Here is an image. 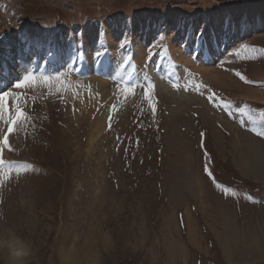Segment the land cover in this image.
<instances>
[{
	"label": "rangeland",
	"instance_id": "rangeland-1",
	"mask_svg": "<svg viewBox=\"0 0 264 264\" xmlns=\"http://www.w3.org/2000/svg\"><path fill=\"white\" fill-rule=\"evenodd\" d=\"M32 23L51 39L27 53L26 41L19 49L14 39ZM60 37L81 45L71 50L72 68L66 61L56 69ZM4 41L11 52L0 56V90L19 94L27 120L0 144V223L8 232L2 238L14 233L31 253L15 261L0 256V264H264V182L241 168L226 123L264 152V0H0ZM83 44L94 71L77 61ZM111 54L116 63L101 67ZM201 66L214 69L217 81L202 76ZM24 69L37 81L61 80L16 89ZM91 78L106 87L78 126L71 120L79 106L98 100L84 97L94 92ZM210 93L218 99L210 102ZM11 114L0 112V136ZM96 119L99 138L88 157V126ZM195 172L213 214H206L213 238L199 251L176 223L178 212L204 222Z\"/></svg>",
	"mask_w": 264,
	"mask_h": 264
},
{
	"label": "bare ground",
	"instance_id": "bare-ground-1",
	"mask_svg": "<svg viewBox=\"0 0 264 264\" xmlns=\"http://www.w3.org/2000/svg\"><path fill=\"white\" fill-rule=\"evenodd\" d=\"M233 17H236V13L233 12ZM216 19V18H215ZM214 20V19H213ZM217 23V22H216ZM222 25V17L221 19L218 21V23L216 24L215 27H220ZM233 26V24H231ZM215 27H211V30L213 31V34L215 35ZM38 32V36L37 38H34V35L35 33ZM92 30L89 31V35L92 34ZM25 36L22 37L21 34L16 37V39H14V41H16L14 45H17V47L20 49L21 48V45H22V42H25L26 41V45H25V50H27L26 52L27 53H33V49L36 48V50L38 51V49H40L43 45H44V42L46 40H49L51 39L50 37V34L48 37H45V30L43 28H40V27H37L35 23H32L31 25H26V28H25ZM114 34V33H113ZM23 35V34H22ZM87 35V34H86ZM93 37V36H92ZM216 38V37H215ZM108 40L110 42H113V38L111 36V30L109 31L108 33ZM86 41H87V38H86ZM206 41V40H205ZM208 41V40H207ZM206 41V42H207ZM47 42V41H46ZM49 42V41H48ZM92 42V41H91ZM57 51H56V56L59 58V64L56 65V69L60 68V66H64L66 61H69L71 62L69 64L70 68H72V62L74 59H73V52L71 50H73L72 48L74 47L75 50H77V48L79 46H81L80 44L76 43V42H70V41H65L64 37H60L58 40H57ZM115 43V41H114ZM192 43V42H191ZM74 44V45H73ZM11 43L9 41H4L2 42V44L0 45V56H3V58H9V55H10V46ZM47 45V44H46ZM84 45V44H83ZM90 45V44H89ZM93 45V43H92ZM108 45V44H107ZM175 45V44H174ZM173 45V46H174ZM222 45V44H221ZM70 46V48H69ZM178 46V45H177ZM190 46V45H189ZM222 47V46H221ZM43 48V47H42ZM66 48H69L70 49V54L67 55L66 53ZM83 54H84V58H81L79 55L77 56V61L79 59H82V61L85 63L84 65V68L83 70L85 71H94V62H92V59H90L92 53L91 51L89 50L88 48V44H85L83 47ZM79 49V48H78ZM195 49V48H193ZM204 49V48H203ZM222 49V48H220ZM93 50V49H92ZM181 50V49H180ZM179 50V51H180ZM55 51V50H54ZM61 51H63V53H61ZM74 51V50H73ZM175 51V50H173ZM216 53H221L222 51H220L218 48L215 49ZM22 52V51H21ZM20 53V52H19ZM12 54V53H11ZM19 55V54H18ZM22 55V54H21ZM182 55V52L180 51L179 52V56ZM218 55V54H216ZM201 56V55H200ZM13 57V56H12ZM19 58V56H18ZM20 58H23V57H20ZM53 58V57H52ZM103 64L101 67H107L108 69V66L105 64L107 63V61H109L111 64L113 63V61L116 63V60L118 59L117 56H114V54H111V56L109 55H105L103 57ZM185 57H183L184 59ZM3 60V59H2ZM56 60V61H57ZM113 60V61H111ZM75 61V62H77ZM80 61V62H82ZM187 61V60H186ZM18 62H21V61H18ZM68 62V63H69ZM23 64V63H22ZM67 64V63H66ZM24 65V64H23ZM22 65V66H23ZM29 65V64H28ZM203 65V64H202ZM19 66V64H18ZM20 66V67H22ZM200 66V65H199ZM24 68V67H23ZM74 68V67H73ZM77 69V68H76ZM74 69V72H77L78 69L76 70ZM22 70V69H21ZM197 70V69H196ZM200 72H201V75L208 78V80H213V81H217L216 78V74L214 73V69L212 68H208V67H200L199 68ZM53 71L55 72V68H53ZM198 71V70H197ZM23 76L27 73H32L31 69H24L23 71ZM21 72V73H22ZM53 72V73H54ZM84 72V71H83ZM217 73V72H216ZM33 74V73H32ZM42 74H51L52 73L48 70H44L42 71ZM78 74V73H77ZM81 74V73H80ZM221 74V72H220ZM35 76V75H34ZM35 77H38V76H35ZM45 77V76H44ZM47 77V76H46ZM87 81V80H86ZM90 85V88L89 90H92L94 89V92L92 91H87V93L89 94H85L84 97H87L88 96V101H90V97H97L98 100H92L91 102L87 103L86 106H83L81 107L82 105L79 106L80 108V113L79 114H75V118L73 119L72 118V122L74 123H77L78 126H81V123L80 122H83L85 121L86 122V119L87 117L89 116V112L91 110L89 109H94L96 105H98L99 101H101L102 99V96L101 94L98 92L100 89H103V87L105 88L106 87V81L102 80V79H98V78H91L89 79V82H88ZM88 85V84H87ZM86 85V86H87ZM250 90V89H249ZM128 91V89H127ZM253 92V91H252ZM256 92V91H255ZM258 93V92H257ZM256 93V94H257ZM103 94V93H102ZM128 94V93H127ZM108 95V93L106 92L105 96ZM128 96V95H127ZM108 97V100H109V96ZM258 97H261L263 98L262 100H264V95L262 93H258ZM107 100V99H106ZM105 100V101H106ZM103 101V100H102ZM106 103V102H105ZM81 104V103H80ZM100 104V103H99ZM206 111V110H205ZM99 116V115H98ZM100 119H96V121H93V122H90L89 123V126H88V143H89V146L87 147L86 149V153L88 154V157L89 155H92L93 152H94V148L96 146V143L98 141V134H99V125H100ZM227 123V126L231 129L232 133H233V143H234V146H235V149L236 151L239 153L240 155V161L239 163H241V168H248L250 167L252 172L254 173L255 177L264 182V152H263V149L261 148L260 144H258L254 139H252L248 134L244 133V132H241L239 129H237V127L230 123V122H226ZM184 144V143H183ZM192 151L191 150H187L185 152V159L187 162H189V159L191 158L192 156ZM3 156V155H2ZM99 157V155H98ZM191 160V159H190ZM191 179L193 180V182L195 183L194 185V188L196 193H197V196L199 197V205L198 207L200 208L201 210V214L204 215L205 219H207V223L210 222V220L206 217V214L207 215H213L211 212L212 210H209L210 208L208 207V205L204 202L203 198H202V176L198 175L196 172L193 174V176L191 177ZM219 207V206H218ZM220 209V208H219ZM215 210V209H213ZM218 210V209H216ZM188 214V213H187ZM187 218L189 220V236L195 240L196 238L199 237V234L196 230V227L194 226V224H192V222H190V217L187 215ZM228 217H226L225 219L227 220ZM229 223V221H225V225L227 226ZM209 224V223H208ZM212 224V222H211ZM210 225V224H209ZM170 226V223L167 222V225H165V228H169ZM7 229H6V225L4 223H0V238H2L3 235H7ZM264 252V251H263ZM0 256H5V258H9V253H8V250L6 248H0ZM21 260V259H20Z\"/></svg>",
	"mask_w": 264,
	"mask_h": 264
},
{
	"label": "snow or ice",
	"instance_id": "snow-or-ice-1",
	"mask_svg": "<svg viewBox=\"0 0 264 264\" xmlns=\"http://www.w3.org/2000/svg\"><path fill=\"white\" fill-rule=\"evenodd\" d=\"M197 39L202 40V34H198ZM100 54L101 53H97V55H100ZM61 75L62 74L57 75L52 78L43 77L41 81H37V78L32 73H27L23 76L22 79L18 80V82L14 85V87L16 89H22L25 87L35 86V84L38 82H42L44 84H50L52 80L60 82ZM235 75L238 76L242 81L248 82L246 80V77L242 75L239 71H235ZM153 87L154 86L151 83L148 84L147 89H145L144 91V94L146 97L149 95L148 89H152ZM207 99L211 102V101L217 100L218 98L216 97L215 93H210ZM18 101H19V94H17L14 97V94L12 92L0 90V112L9 111L10 113H12L9 116V121L7 124V131L3 134V136H0V144H3L5 146H7L9 143L10 135L13 133L14 127L27 120V116L25 115V112L21 109ZM10 102L13 104V107L11 108L6 107L7 105L10 104ZM112 107H115V105H113ZM224 107H228V105L224 104ZM110 121H111V115H109V128L111 127ZM203 135L204 134L201 133V136ZM260 135H264V132L260 133ZM3 151L4 149L0 148V164L4 163L2 159ZM209 175H211V173H209Z\"/></svg>",
	"mask_w": 264,
	"mask_h": 264
},
{
	"label": "crops",
	"instance_id": "crops-1",
	"mask_svg": "<svg viewBox=\"0 0 264 264\" xmlns=\"http://www.w3.org/2000/svg\"><path fill=\"white\" fill-rule=\"evenodd\" d=\"M187 215L190 217V222H192L193 217L189 213L188 214L187 213L186 214H181V213L178 212L177 220H176L177 227H178V229L180 231L181 238L183 239V241L186 242L189 247L191 245V249L199 251L200 244L206 240V236L212 237L213 235L208 230L207 225H209V224L207 223V221L205 219H204L203 223H198L197 220H195L196 222H192V224H194V226L196 227V230L198 229L197 232L199 234V237L196 238L195 240H193L189 236V233H188L189 232V220L187 218ZM206 223H207V225H206ZM209 227H210V225H209ZM182 236L185 238V240H184V238ZM206 242H211V240L208 239ZM99 259H101L100 256H99ZM100 263L101 262L99 260L98 264H100Z\"/></svg>",
	"mask_w": 264,
	"mask_h": 264
},
{
	"label": "clouds",
	"instance_id": "clouds-1",
	"mask_svg": "<svg viewBox=\"0 0 264 264\" xmlns=\"http://www.w3.org/2000/svg\"><path fill=\"white\" fill-rule=\"evenodd\" d=\"M0 248H6L14 261L23 259L31 253L29 245L11 232L6 238H0Z\"/></svg>",
	"mask_w": 264,
	"mask_h": 264
}]
</instances>
